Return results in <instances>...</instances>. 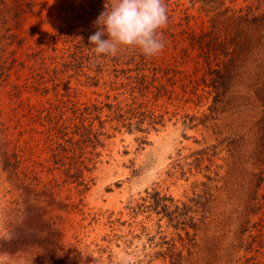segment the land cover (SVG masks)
I'll list each match as a JSON object with an SVG mask.
<instances>
[{
    "label": "rangeland",
    "instance_id": "rangeland-1",
    "mask_svg": "<svg viewBox=\"0 0 264 264\" xmlns=\"http://www.w3.org/2000/svg\"><path fill=\"white\" fill-rule=\"evenodd\" d=\"M81 2L0 0V51L8 63L17 57L0 86V252L14 264H264V106L246 84L215 102L202 82L185 81L202 71L182 57L184 42L168 44L148 69L112 56L92 65L85 46L36 91L43 80L31 74L26 54L41 41L54 54L58 26ZM224 2L264 9V0ZM169 3L174 15L187 9L194 16L190 28L206 25L200 2ZM57 47L74 50L62 40ZM161 65L173 69L156 74L171 91L155 86L153 68ZM142 71L152 81L135 78ZM11 83L23 85L19 94ZM48 100L52 116L67 121L75 104L102 108L107 137L95 167L84 170L87 189L47 161L37 131ZM116 108L132 118V129L117 127ZM140 119L145 131L136 128ZM17 147L23 161L15 170Z\"/></svg>",
    "mask_w": 264,
    "mask_h": 264
},
{
    "label": "trees",
    "instance_id": "trees-1",
    "mask_svg": "<svg viewBox=\"0 0 264 264\" xmlns=\"http://www.w3.org/2000/svg\"><path fill=\"white\" fill-rule=\"evenodd\" d=\"M190 1L193 5L197 2L201 3V11L205 12L208 17L206 25L204 24L199 31L190 28V22L194 16L189 14L187 9L182 10L179 16L174 15L175 11L170 9L169 0H165L169 22L161 33L165 47L171 42L175 46L184 42L186 46L181 49L182 57L185 60L196 59L197 72L202 71V77L196 76V78L186 74L185 81L197 86L202 82L205 87L209 88V93L213 95L215 102L225 100L240 83L246 84L249 91L253 92L264 106V9L260 10V4L235 9L232 6H226L224 0ZM105 3L106 0H83L77 8L72 6L76 15L74 14L73 18L67 21V26H58L59 33L54 34L53 38L57 39L56 46L53 48L54 54H47L49 46H46L43 41L39 43L37 53L32 51L26 54L28 61L31 62V74L43 80L38 86L33 85L36 91H44L42 86L46 83V74L54 72L57 75L59 64L68 67L71 61H77L81 57L79 56L81 50H85V46L89 48L87 57L90 64L100 66V59L109 58V56L97 57L91 50L92 45L89 41V37L98 30L96 20L105 11ZM176 17H179V21H176ZM75 21H80V23H74ZM179 26L182 28L180 31L177 30ZM107 38V35L102 37V39ZM60 40L74 44V50L72 51L69 47L65 50L58 49L57 43ZM59 51L62 54L58 53ZM114 57L118 62L126 58L128 59L127 64L135 63L137 66H144L145 69L155 64L154 57H145L139 50H121ZM8 60L9 57L5 56V51H0V86L1 82L11 77L13 63L17 61V57L14 56L10 63ZM20 64L25 65L23 62ZM153 70L154 80L158 79L160 82L155 86L160 90L171 91L163 85L161 77H156V74L161 71L167 75L173 69L161 65L155 66ZM176 73H178L177 70ZM135 78L152 81L150 80L152 78L144 71L142 74L138 72ZM28 84L27 82L24 85ZM11 85L14 89L13 95L21 92L23 85L15 83ZM46 103L50 106L47 107ZM46 103L40 104L39 118L42 119L43 129L37 132L42 136L40 141H42L43 150L50 153L47 161L55 165L51 169H62L67 176L77 179L79 185L87 189L89 183L84 178V170L91 171L95 167H91L90 164L100 156L98 148L104 147L107 137L102 108L95 104H85L84 108L75 104L74 116L67 121L63 115L53 117L54 103L50 100ZM116 110L115 119L119 124L117 127L132 129L134 125L132 118L125 117L123 109L116 108ZM137 110V108H131L129 112L136 114ZM144 121L145 119H140L136 122L138 130L145 131L142 128ZM152 122L156 123L154 120ZM258 126L264 138V116L259 120ZM32 130L37 129L32 128ZM23 151L22 149L21 152ZM22 161L23 157L17 147L13 153L11 166L16 170Z\"/></svg>",
    "mask_w": 264,
    "mask_h": 264
},
{
    "label": "clouds",
    "instance_id": "clouds-1",
    "mask_svg": "<svg viewBox=\"0 0 264 264\" xmlns=\"http://www.w3.org/2000/svg\"><path fill=\"white\" fill-rule=\"evenodd\" d=\"M169 22L165 0H106L105 11L96 20L98 30L89 37L97 57L116 56L121 50H139L145 57L162 53V30ZM107 35V39H102ZM0 264H14L0 252Z\"/></svg>",
    "mask_w": 264,
    "mask_h": 264
}]
</instances>
